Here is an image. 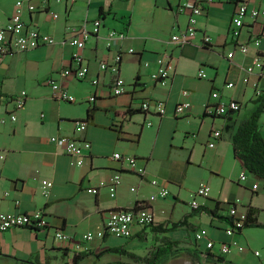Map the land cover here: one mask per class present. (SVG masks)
Wrapping results in <instances>:
<instances>
[{
  "label": "crops",
  "instance_id": "1",
  "mask_svg": "<svg viewBox=\"0 0 264 264\" xmlns=\"http://www.w3.org/2000/svg\"><path fill=\"white\" fill-rule=\"evenodd\" d=\"M16 1L0 0V27L14 12ZM20 1L24 23L51 35L54 42L14 50L0 58V115L13 109L12 96L21 90L27 94L23 107L15 110L16 119L6 116V122L0 123V212L42 210L49 226L0 231V264H71L78 253L77 264H132V259L118 250L143 256L163 238L179 245L164 264H185L184 254L199 263L207 261V240L214 244L236 241L243 249L232 246L223 258L230 264H247L245 255L250 247L246 236L243 230L228 236L225 229L230 223L225 217H229V206L234 205L239 215H246L251 206L259 209L257 220L264 223L258 219L260 213L264 215V179L246 170L232 150V136L239 123L259 104L255 89L264 95V17L247 15L240 36L234 39L230 22L238 0H216L196 16L195 35L177 45L170 36L187 27L189 13L176 11L185 0ZM247 1L250 6H264V0ZM95 19L101 21L99 31L82 49L76 50L66 41L69 27L84 20L91 24ZM111 29L125 32L126 38L107 47L106 35ZM203 35L211 38L208 44ZM240 43L248 45L246 54L236 49ZM76 51L81 65L89 68L83 79L61 74L64 68L80 65L73 57ZM230 51L234 54L228 58ZM116 54L121 55L117 73L99 69L100 62L110 63ZM160 55L169 57L170 76L165 85L150 76L158 68L156 58ZM256 56L261 57L262 66L247 71ZM199 71L204 76H198ZM116 75L126 89L119 95L111 91ZM50 76L75 97L74 102L53 98L45 82ZM93 78L98 79L95 85ZM91 95L93 101L88 99ZM230 100L237 101L240 108L218 116L205 111L206 105ZM143 101H162L164 114L142 110ZM181 101H189L190 107L178 114L175 107ZM258 129L264 137V109ZM212 130H219L220 136L210 147ZM54 135L89 143L82 164H75L74 156L50 141ZM114 152L137 157V166L143 167L144 173L130 170L125 162L113 158ZM242 171L244 181L239 180ZM115 173L120 178L110 191L108 185ZM153 179L157 184L151 183ZM42 180L51 181L47 192ZM100 182L106 185L100 186ZM253 183L256 189H252ZM160 186L167 188L168 195L150 200ZM200 187L207 195L196 194ZM92 188L97 191L93 193ZM192 200L197 201V207L191 206ZM137 203L152 211V224L133 226L127 238L108 233L81 238L87 231L102 230L111 210H130ZM216 204L215 215L204 211L213 210ZM57 229L69 234L71 241L57 240ZM197 232L204 238L196 240ZM78 243L80 247H76ZM259 259L264 264V256Z\"/></svg>",
  "mask_w": 264,
  "mask_h": 264
},
{
  "label": "built area",
  "instance_id": "2",
  "mask_svg": "<svg viewBox=\"0 0 264 264\" xmlns=\"http://www.w3.org/2000/svg\"><path fill=\"white\" fill-rule=\"evenodd\" d=\"M60 1V0H57ZM216 0H185L182 3H179L176 7L177 12H188V24L184 31L179 33H174L170 36V41L181 45L188 42L196 33L195 23L196 16L201 14L204 10V6L208 5ZM29 10H32L33 5L27 6ZM22 10L23 3L18 0L15 3V9L12 15L10 16L7 23L0 27V58L10 53L14 50H25L30 48H35L41 43H53L54 38L44 32H41L37 27L30 26L24 23L22 20ZM249 15L253 18L258 16L264 17V6L263 7H255L250 6L247 0H238L236 2L234 11L231 17L230 22V35L232 38L237 39L240 36L242 26L244 25L245 17ZM53 17L57 15L53 13ZM101 26L100 19H95L91 24H88L86 20H84L78 26H71L67 30L68 37L66 41L70 45H73L76 50H80L84 47L85 42L91 35H96ZM126 38V34L123 31H117L111 29L107 32L105 45L110 47L111 44L115 40H123ZM211 38L207 35H203V41L205 44H208ZM257 43V41H255ZM236 49H238L243 54H246L248 51V45L244 43L236 44ZM129 52H132L133 49L129 48ZM234 54V51H230L227 53L228 58H231ZM74 59L80 63V65L75 69L64 68L61 72L64 76H74L77 79L85 78L89 73V68L86 64L81 65L82 58L78 51L73 54ZM121 60V55L116 54L114 60L110 63L108 62H100L99 69L100 70H110L113 73L118 72V65ZM168 60L169 57L164 55H160L156 58V64L158 66L157 70L151 73V79L155 82L165 85L170 76V71L168 69ZM147 64V63H146ZM262 60L260 56H256L250 66L247 67V71L251 72L254 67H261ZM198 76H204L202 71L198 72ZM46 84L51 87V94L53 98L57 100H65L68 102H74L75 97L70 94L67 89L56 79H53L51 76L46 79ZM98 79L93 78L91 83L93 85L97 84ZM255 85V84H254ZM228 87L232 86L231 82L227 83ZM111 91L114 95L122 94L126 91L125 83L123 79L116 75L113 79ZM183 94H187V90L182 91ZM263 91L259 88L255 89V95L260 96ZM26 91L21 90L16 95L10 98V101L13 104V109L10 112H7L6 116L9 117L10 120L14 121L16 119L15 110L23 107L26 101ZM90 101L94 100V96L91 95L88 98ZM190 107L189 101H181L176 107L175 111L178 114L185 113ZM140 108L144 111L152 110L157 115L164 114V103L162 101H155L149 103V101H143L140 104ZM240 108V104L235 100H230L228 102H219L215 105H206L205 111L209 115H224L227 114L228 111H236ZM6 116L0 115V123L3 124L6 122ZM150 122H146V125H150ZM80 128L84 129V123H80ZM220 136L219 130H212L210 133V140L208 142V146L212 147L215 145L216 140ZM50 141L60 145L63 150L75 157L74 163L77 165L82 164L84 151L88 150L89 143L87 141L82 142L73 137L64 136V135H54L50 137ZM113 158L116 160L125 162L130 170L135 171L137 174L142 175L144 173V168L141 166H137V157L131 155H122L119 152H114L112 154ZM120 175L119 173H115L111 178V183L108 185L110 191H113L115 188V184L119 181ZM246 179L245 172H241L239 176V180L244 181ZM153 185L157 184V180H151ZM42 185L45 188V192H47V188L51 185V181L42 180ZM100 186L106 185L103 182H100ZM252 189L257 188V184H252ZM97 188H92V192L95 193ZM198 195H207L206 190L203 187L198 188ZM168 195V190L165 186H160L158 188L157 193L150 195L149 199L154 200L157 197L164 198ZM191 206L197 207L198 203L196 200H192L190 202ZM228 216L231 219V224L225 229V233L228 236L233 235L234 233L240 231L243 228V222L245 215L237 214L236 207L229 206L228 208ZM154 221V215L152 211L144 205H140V207L135 210H126V209H116L111 210L108 213L106 221L104 223L103 229L97 232L87 231L82 234L81 238L83 240H89L94 236H102L104 233L112 234L117 237H130L132 235L133 226L146 227L152 224ZM20 226H30L32 228H46L49 226V222L46 219L42 210H35L33 212H0V231L7 230L13 227ZM54 236L61 243H67L71 241V237L69 234L65 233L62 230H55ZM204 238V234L202 232H197L195 234L196 240H201ZM236 246L239 250H242L243 247L239 246L236 241L231 242H219L214 244V241L207 240L205 243V247L209 250L208 252L214 257H219L226 255L230 252L231 247ZM76 247H80V243L76 244ZM257 254V252H254Z\"/></svg>",
  "mask_w": 264,
  "mask_h": 264
},
{
  "label": "trees",
  "instance_id": "3",
  "mask_svg": "<svg viewBox=\"0 0 264 264\" xmlns=\"http://www.w3.org/2000/svg\"><path fill=\"white\" fill-rule=\"evenodd\" d=\"M101 13V10H100ZM260 99L257 100L259 104L251 116L247 119L242 120L235 133L232 136V150L233 154L239 158L246 170L252 174L264 179V137L258 129V119L260 114L264 109V95L259 96ZM91 117V114L88 115ZM141 203H137L135 206L130 208V210L135 211L140 207ZM219 208V204H216L215 208L204 209V211L215 215ZM259 209L256 207L249 206L244 218L243 227L250 226H264L257 220ZM223 218V216H218ZM230 217H225L231 224ZM181 223H177L180 225ZM243 229V228H242ZM241 229V230H242ZM240 230V231H241ZM161 243L156 246V248L149 251L148 254L139 256L123 250H118L121 253H125L129 256L133 263L132 264H164V262L173 256L179 249L178 242L169 241L168 239H161ZM162 244V245H161ZM192 256H197L196 253H190ZM207 261L213 263H223L230 264L229 261H225L223 256L214 257L209 252L206 253ZM214 257V258H213ZM81 258V254H74L71 264H77ZM116 264H129V263H116Z\"/></svg>",
  "mask_w": 264,
  "mask_h": 264
},
{
  "label": "rangeland",
  "instance_id": "4",
  "mask_svg": "<svg viewBox=\"0 0 264 264\" xmlns=\"http://www.w3.org/2000/svg\"><path fill=\"white\" fill-rule=\"evenodd\" d=\"M138 4V3H137ZM144 4L143 2H139V5ZM145 12V11H144ZM138 13L135 14L134 19ZM259 221H264L263 213H260L258 216ZM264 224V223H263ZM244 235L247 239V244L250 247V251L247 250L246 252V262L247 264H260V259L264 256V226H250V227H243ZM238 236V235H237ZM257 250L259 253V257L254 255V251ZM186 263L185 264H223V263H213L207 262L203 260V262H197L196 258L190 257L188 254H184Z\"/></svg>",
  "mask_w": 264,
  "mask_h": 264
}]
</instances>
